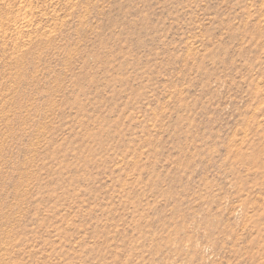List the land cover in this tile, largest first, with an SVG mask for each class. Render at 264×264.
I'll use <instances>...</instances> for the list:
<instances>
[{
	"label": "rangeland",
	"instance_id": "obj_1",
	"mask_svg": "<svg viewBox=\"0 0 264 264\" xmlns=\"http://www.w3.org/2000/svg\"><path fill=\"white\" fill-rule=\"evenodd\" d=\"M0 264H264V0H0Z\"/></svg>",
	"mask_w": 264,
	"mask_h": 264
}]
</instances>
